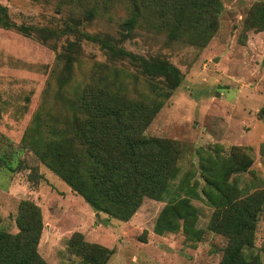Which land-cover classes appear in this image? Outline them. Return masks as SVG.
Returning <instances> with one entry per match:
<instances>
[{
	"label": "rangeland",
	"instance_id": "1",
	"mask_svg": "<svg viewBox=\"0 0 264 264\" xmlns=\"http://www.w3.org/2000/svg\"><path fill=\"white\" fill-rule=\"evenodd\" d=\"M215 1L214 19L190 12L167 22L168 9L164 2L158 8V0H0L10 24L0 28L2 232H18L17 210L27 202L40 213L36 253L46 264H81L68 249L75 234L111 250L106 264L219 263L227 240L209 227L218 223V212L234 216L236 208L219 199V206H209L204 177L215 174L220 182L217 174L227 171V182L242 191L234 202L264 193V31L249 21L250 11L264 0ZM208 22L213 30L206 40L201 33ZM91 35L107 36L150 64L171 66L180 75L179 86L170 89L163 77L103 52L88 41ZM98 83L125 100L159 105L142 135L174 142L178 151L176 172L166 179L161 199L142 198L126 222L92 210L26 148L48 133L44 120L50 117L55 129L71 126L82 96L89 98ZM243 163L247 168L237 170ZM185 200L191 216L178 220L171 232H156L165 206ZM263 250L264 199L252 247L243 255L264 264Z\"/></svg>",
	"mask_w": 264,
	"mask_h": 264
},
{
	"label": "trees",
	"instance_id": "2",
	"mask_svg": "<svg viewBox=\"0 0 264 264\" xmlns=\"http://www.w3.org/2000/svg\"><path fill=\"white\" fill-rule=\"evenodd\" d=\"M63 1L72 3L82 0ZM158 1V8L163 6L164 2L168 9L163 13L167 22L170 19L179 22L180 15L190 12L201 18L211 16L214 19L216 15L215 0ZM249 16V21L253 23L250 27L264 31V6L255 5ZM0 28H10L6 8L1 4ZM124 28L127 30L129 24H124ZM212 30V22H208L201 36L209 39ZM20 32L25 33L26 30L21 28ZM68 32L65 28L63 33ZM87 39L97 44L103 52H109L115 58L138 65L144 74L163 77L170 89L177 88L180 84V75L167 64H150L142 57L118 48L107 36L91 35L87 36ZM91 92L89 98L82 96L80 114L72 116L73 120L69 123L71 126L67 129H55L57 121L55 117H50L44 120V131L48 133L42 139L28 141L26 148L35 157L45 160L47 168L92 210L126 222L139 207L142 198L147 197L155 201L161 199L167 185L166 179L176 172V143L142 135L158 112L159 105H154V102L125 100L117 94H112L99 83ZM164 96L168 97L169 91ZM54 129L55 133L51 134ZM76 144V149L71 148ZM247 166L248 164H239L236 169L243 171ZM217 175L221 177L220 182H217L215 174H206L203 179L202 193L207 196L208 205L219 206L216 201L219 199L229 209L236 208L234 216L227 211L224 214L218 212L215 216L218 223L209 227V230L227 240L218 264H261L257 256L245 257L243 249L252 247L256 217L264 193L245 197L244 202H234L233 197L241 196L242 191L238 190L234 182H227L230 175L227 171ZM220 185H225V188L220 189ZM210 194L214 196H209ZM192 211L186 200L166 205L156 218L155 231L171 232L175 229V223L189 218ZM15 224L18 232L13 235L0 230V264H46L36 253L41 231L38 208L21 202ZM73 238L77 240L73 242L70 238L68 249L81 258V264H106L109 260L111 250L95 244H86L81 241L79 234H75Z\"/></svg>",
	"mask_w": 264,
	"mask_h": 264
}]
</instances>
